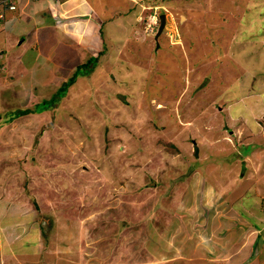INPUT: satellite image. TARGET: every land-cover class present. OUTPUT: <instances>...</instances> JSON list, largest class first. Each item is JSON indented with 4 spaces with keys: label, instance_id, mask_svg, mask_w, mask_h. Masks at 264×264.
I'll list each match as a JSON object with an SVG mask.
<instances>
[{
    "label": "rangeland",
    "instance_id": "374dc122",
    "mask_svg": "<svg viewBox=\"0 0 264 264\" xmlns=\"http://www.w3.org/2000/svg\"><path fill=\"white\" fill-rule=\"evenodd\" d=\"M75 1L33 0L49 18L26 44L0 22V264L248 260L245 221L264 229V0H84L87 21L61 8ZM92 57L59 102L12 117Z\"/></svg>",
    "mask_w": 264,
    "mask_h": 264
},
{
    "label": "crops",
    "instance_id": "0c3cea01",
    "mask_svg": "<svg viewBox=\"0 0 264 264\" xmlns=\"http://www.w3.org/2000/svg\"><path fill=\"white\" fill-rule=\"evenodd\" d=\"M32 1L33 0H21V6H20L21 8H20V12L18 14L11 13L9 11H4L5 19H8V20L6 21V23H4L5 27L3 26V30L5 32H9L10 35H16L18 37H21L20 40L25 44H26V38H30L33 34L35 35L37 33L38 29L47 23V20L49 18L47 13L43 10V8H44L43 6H39L35 9L31 8L30 4L32 3ZM80 2H84V0H80V1L77 0V1L73 2V5L72 4L70 5L69 3H67V4L63 5V7H61V8L71 7L72 10L74 11V13H76V12L80 13L81 12L83 15V16H77L76 18L72 17L71 19H85V21H87V19H90L89 18L90 13L88 14L87 8H84V9L81 8V6L85 7V4L80 5ZM53 3H54V1H53ZM60 3H58V4H60ZM30 11L35 13V15L29 14L28 12H30ZM40 11H43L41 13V14L44 13L43 16L39 15ZM0 13H1V11H0ZM37 15L39 17L35 18ZM50 17H51V15H50ZM52 17H54V16H52ZM52 17H51V19H53ZM7 27H9V28H7ZM59 47L61 48L62 46H59ZM245 222H247V225L249 227L248 228L245 227L242 230L245 231L248 229L247 235L252 233L251 235L253 238L251 237L252 238L251 239L250 237H248L249 239L247 241H245V239L243 237L240 241L241 244L242 243L243 244L244 243H246V244L251 243V245H249L251 255H250L248 260H246L242 263L243 264H245V263H248V264H257V263L258 264H264V255L259 256V253L257 251L259 248L261 249L262 246L264 248V241H263V243L258 245V239L261 238L260 234L264 229L263 230H262V228L260 230L256 229L254 227L256 224H253L250 221H245ZM248 241H249V243H247ZM254 251H257V252H255L256 257L252 256ZM217 259L218 258H214L213 260L215 261ZM224 259L228 260L227 262H231V260H233L232 257H230L228 255L225 256ZM225 260H223L221 264H228V263H225L226 262ZM218 264H220V263H218Z\"/></svg>",
    "mask_w": 264,
    "mask_h": 264
},
{
    "label": "trees",
    "instance_id": "16d2710c",
    "mask_svg": "<svg viewBox=\"0 0 264 264\" xmlns=\"http://www.w3.org/2000/svg\"><path fill=\"white\" fill-rule=\"evenodd\" d=\"M97 57H92L89 60V63L84 64L82 66H79L78 69L73 73V75L69 78L68 83H66L65 86H61V88L58 90V92H56L50 99H43L42 101H40L39 103H37L35 105L34 108L29 109H19L15 112H13V118L15 119L18 116L21 115H25V114H29V113H42L45 110H48L49 108H51L54 104H56L57 102H59L63 96L66 95L67 91H68V86L71 83H74L75 80L79 77V76H83L86 74H89L90 72L86 69L88 67L89 64H92L93 61H96ZM65 83V82H64ZM58 97V98H56Z\"/></svg>",
    "mask_w": 264,
    "mask_h": 264
},
{
    "label": "clouds",
    "instance_id": "9594fccd",
    "mask_svg": "<svg viewBox=\"0 0 264 264\" xmlns=\"http://www.w3.org/2000/svg\"><path fill=\"white\" fill-rule=\"evenodd\" d=\"M6 0H0V22L6 23L8 19H5L4 11H9L11 13L20 12L21 0H12V2H5ZM13 5V9L11 8Z\"/></svg>",
    "mask_w": 264,
    "mask_h": 264
},
{
    "label": "water",
    "instance_id": "95a60500",
    "mask_svg": "<svg viewBox=\"0 0 264 264\" xmlns=\"http://www.w3.org/2000/svg\"><path fill=\"white\" fill-rule=\"evenodd\" d=\"M165 17L164 15L161 16V27H160V31L158 33V35L162 32V29L164 28V25H165Z\"/></svg>",
    "mask_w": 264,
    "mask_h": 264
},
{
    "label": "built area",
    "instance_id": "2783aa9c",
    "mask_svg": "<svg viewBox=\"0 0 264 264\" xmlns=\"http://www.w3.org/2000/svg\"><path fill=\"white\" fill-rule=\"evenodd\" d=\"M5 2H12V0H6ZM12 9L14 8L13 5L11 7Z\"/></svg>",
    "mask_w": 264,
    "mask_h": 264
},
{
    "label": "bare ground",
    "instance_id": "6f19581e",
    "mask_svg": "<svg viewBox=\"0 0 264 264\" xmlns=\"http://www.w3.org/2000/svg\"><path fill=\"white\" fill-rule=\"evenodd\" d=\"M225 41H227V40H225ZM228 43H229V42L227 41L226 44L228 45ZM193 58H194V57H193Z\"/></svg>",
    "mask_w": 264,
    "mask_h": 264
}]
</instances>
